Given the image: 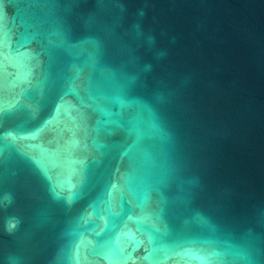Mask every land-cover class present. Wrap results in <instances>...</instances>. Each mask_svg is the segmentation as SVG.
<instances>
[{
  "label": "water",
  "instance_id": "obj_1",
  "mask_svg": "<svg viewBox=\"0 0 264 264\" xmlns=\"http://www.w3.org/2000/svg\"><path fill=\"white\" fill-rule=\"evenodd\" d=\"M0 264H264V0H0Z\"/></svg>",
  "mask_w": 264,
  "mask_h": 264
}]
</instances>
